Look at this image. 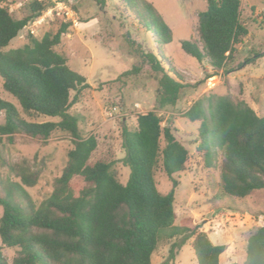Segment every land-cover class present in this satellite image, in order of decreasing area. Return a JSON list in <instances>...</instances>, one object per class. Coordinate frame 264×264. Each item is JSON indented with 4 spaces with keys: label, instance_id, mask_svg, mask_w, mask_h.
Instances as JSON below:
<instances>
[{
    "label": "trees",
    "instance_id": "trees-1",
    "mask_svg": "<svg viewBox=\"0 0 264 264\" xmlns=\"http://www.w3.org/2000/svg\"><path fill=\"white\" fill-rule=\"evenodd\" d=\"M0 0V76L3 88L15 96L23 111L31 116L58 117V121L26 119L11 101L0 98V140L17 133L48 138L57 131L69 133L74 147L55 180L51 194L36 205L26 186H33L38 172L26 165L13 164L21 182L0 181V237L6 247H16L12 264H152L162 241L190 232L199 264H221L227 245L214 244L205 232L196 233L176 225L175 174L187 169L189 149L172 127L162 125L163 115L150 110L137 116V128L123 127V162L130 168L125 184L119 178L115 161L96 154L95 135H82L83 117L69 111L72 92L89 87L87 78L72 69L68 56L56 47L72 23L61 22L42 37L30 34L21 47L6 50L32 20L52 6L32 0L29 14L16 18ZM136 10L138 19L156 32L162 43H170L174 32L148 0H121ZM241 0H207L198 14L197 40H183L182 48L199 61L207 60L213 70L233 71L238 45L249 34L242 21ZM264 21V20H263ZM264 25V22L262 23ZM144 60L159 74L158 108L176 105L185 83L172 76L153 52H143ZM242 66V65H240ZM140 68L122 75L139 73ZM216 74L208 73L206 77ZM200 121L198 151L208 165L221 155L222 191L231 198H246L264 188V115L245 100L230 95L205 94L184 113ZM162 166L173 182L168 193L159 190L157 169ZM0 245V264H9ZM238 264V263H230ZM245 264H264V225L251 234Z\"/></svg>",
    "mask_w": 264,
    "mask_h": 264
},
{
    "label": "rangeland",
    "instance_id": "rangeland-1",
    "mask_svg": "<svg viewBox=\"0 0 264 264\" xmlns=\"http://www.w3.org/2000/svg\"><path fill=\"white\" fill-rule=\"evenodd\" d=\"M32 0H7V6L16 18L29 14ZM54 6L53 0H43ZM63 6H54L32 20L6 50L28 42L29 35L42 37L61 22L72 23L56 47L68 56V64L87 78L89 87L72 92L69 111L82 115V135H95L99 141L98 156L107 155L115 161L119 178L127 183L130 168L123 159L122 130L125 125L137 128V116L158 110L164 117L162 125L172 127L176 137L189 149L187 169L174 177L179 184L175 190L176 225L187 226L196 233L205 232L214 244L227 245L220 256L221 264H245L249 237L264 225V188L254 190L246 198H231L222 191V156L208 165L198 151L200 121H192L184 113L192 103L205 94L230 95L235 101L245 100L259 115H264V0H241L242 21L249 34L238 45L233 71L213 70L207 60L199 61L181 46L183 40L199 38L198 14L207 8V0H148L163 15L174 32L170 43H162L156 32L138 19L136 10L121 0H59ZM143 52L155 53L164 66L185 83L178 103L158 108L159 74L144 60ZM242 65V66H240ZM139 67V73L123 76L125 71ZM215 71L222 75L218 84L209 89L206 77ZM0 98L11 101L28 120L58 121V117L27 115L18 99L3 88L0 76ZM5 120L0 114V123ZM74 147L73 137L57 131L48 138L17 133L10 140H0V181L21 182L13 164L26 165L38 172L33 186H26L33 202L38 205L54 189L61 175L68 152ZM159 190L168 193L173 186L162 166L157 169ZM3 207L0 205V218ZM190 232L162 241L152 257V264H199ZM0 245H3L0 237ZM4 246V245H3ZM9 264L18 254L16 247H3Z\"/></svg>",
    "mask_w": 264,
    "mask_h": 264
},
{
    "label": "built area",
    "instance_id": "built-area-1",
    "mask_svg": "<svg viewBox=\"0 0 264 264\" xmlns=\"http://www.w3.org/2000/svg\"><path fill=\"white\" fill-rule=\"evenodd\" d=\"M53 2H54V6H56V7H58V6H63L64 5V2L63 1H59V0H53ZM53 6V7H54ZM65 6V5H64ZM52 7V8H53ZM66 7V6H65ZM52 8H49L46 12H48V13H50L51 12V9ZM66 9H68L67 7H66ZM69 10L70 9H68V12H69ZM220 78H222V75L220 74H218V73H216V74H214V75H212L210 78H209V80L207 81V85H208V88L209 89H212V88H214L217 84H218V82L220 81Z\"/></svg>",
    "mask_w": 264,
    "mask_h": 264
}]
</instances>
